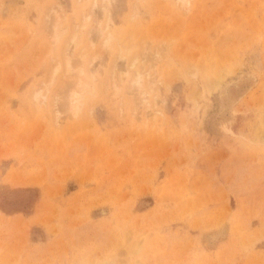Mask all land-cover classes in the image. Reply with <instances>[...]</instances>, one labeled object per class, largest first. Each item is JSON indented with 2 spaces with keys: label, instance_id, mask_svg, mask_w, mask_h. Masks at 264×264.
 Masks as SVG:
<instances>
[{
  "label": "rangeland",
  "instance_id": "obj_1",
  "mask_svg": "<svg viewBox=\"0 0 264 264\" xmlns=\"http://www.w3.org/2000/svg\"><path fill=\"white\" fill-rule=\"evenodd\" d=\"M0 264H264V0H0Z\"/></svg>",
  "mask_w": 264,
  "mask_h": 264
},
{
  "label": "bare ground",
  "instance_id": "obj_2",
  "mask_svg": "<svg viewBox=\"0 0 264 264\" xmlns=\"http://www.w3.org/2000/svg\"><path fill=\"white\" fill-rule=\"evenodd\" d=\"M87 18L89 20V17ZM84 22L86 23L85 20L83 21V23ZM223 74L224 73H220V75H216V78H217V84H219V87H220L219 91L221 92V96L219 97H221L222 112L227 114L226 112H231L239 102L243 101L248 95H250L253 89L258 86L259 82H258V79L254 75L244 74L237 80L232 79L231 82L227 83L225 80L226 76H224Z\"/></svg>",
  "mask_w": 264,
  "mask_h": 264
}]
</instances>
